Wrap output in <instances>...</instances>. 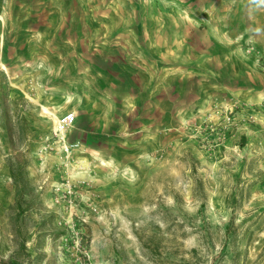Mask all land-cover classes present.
Segmentation results:
<instances>
[{"label": "rangeland", "instance_id": "374dc122", "mask_svg": "<svg viewBox=\"0 0 264 264\" xmlns=\"http://www.w3.org/2000/svg\"><path fill=\"white\" fill-rule=\"evenodd\" d=\"M140 25L193 43L197 68L226 59L230 111L163 129L126 113L107 56ZM13 263L264 264V0H0V264Z\"/></svg>", "mask_w": 264, "mask_h": 264}, {"label": "crops", "instance_id": "0c3cea01", "mask_svg": "<svg viewBox=\"0 0 264 264\" xmlns=\"http://www.w3.org/2000/svg\"><path fill=\"white\" fill-rule=\"evenodd\" d=\"M163 29L160 26L140 25L139 29L135 30L136 35L139 34L138 40L131 38L130 42L119 41L112 44L110 48L115 51V55H108L107 58L115 61V70L111 75L117 78L114 79V85L109 80L108 91L119 95L122 91L125 99H131L127 103L130 108L125 109L126 113L132 114L137 108L135 114L142 115L144 121L149 118L151 123L154 122L157 126L160 124L161 129L176 127L191 118L199 122L205 112L217 104L221 109L208 112L211 116L230 111V106L224 101L229 90L227 60L223 59L224 64L221 67L211 70L203 68L202 65L197 68L194 44L181 43L172 37L164 40ZM165 30L170 34L174 32V27H165ZM143 33L149 36L145 41L142 40ZM116 50L122 51L123 63L116 60L121 57L120 52L118 54ZM115 73H122L123 77L119 78ZM137 75L139 80H136ZM232 87L230 89L242 91L241 86ZM165 91H170L174 98L168 101ZM153 115L154 119H151ZM172 115L171 123L175 125H165V120L169 121ZM244 136L242 132L240 138L244 140ZM194 152L200 154L197 149Z\"/></svg>", "mask_w": 264, "mask_h": 264}, {"label": "built area", "instance_id": "2783aa9c", "mask_svg": "<svg viewBox=\"0 0 264 264\" xmlns=\"http://www.w3.org/2000/svg\"><path fill=\"white\" fill-rule=\"evenodd\" d=\"M226 118H227L226 120H229L230 119L229 117H226ZM73 119H74V114L72 112L67 113L66 115H64L62 117V121H63L64 124L65 123L68 124V123L72 122ZM219 124H220L219 125L220 128H221V126H224L225 125V124L222 125L221 123H219ZM220 128L218 127V125H209L208 127H205L204 128L203 133L205 135L209 136V137H212V136H214V135H216V134L219 133Z\"/></svg>", "mask_w": 264, "mask_h": 264}, {"label": "trees", "instance_id": "16d2710c", "mask_svg": "<svg viewBox=\"0 0 264 264\" xmlns=\"http://www.w3.org/2000/svg\"><path fill=\"white\" fill-rule=\"evenodd\" d=\"M20 169H21V167H20ZM11 173V176L14 178L15 177V172L13 171V168L11 167V171H10ZM17 207H18V216L20 215V212H21V209H20V205H17ZM13 264H15V263H13Z\"/></svg>", "mask_w": 264, "mask_h": 264}]
</instances>
